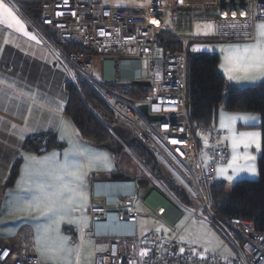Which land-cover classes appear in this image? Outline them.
<instances>
[{"label":"built area","instance_id":"2783aa9c","mask_svg":"<svg viewBox=\"0 0 264 264\" xmlns=\"http://www.w3.org/2000/svg\"><path fill=\"white\" fill-rule=\"evenodd\" d=\"M40 10L42 30L52 39L40 29L36 31L50 46L79 45L89 50L64 53L60 48L61 62L97 76L101 85L149 83L143 88L145 95L134 103L101 85L92 86L113 116L152 154L191 202L190 208L183 210L152 189L143 200L147 210L137 213L133 210L135 192L116 197L112 202L116 220L135 223L138 216L153 217L162 220L169 233L150 232L139 240L135 235L112 238L105 250L95 254L93 264H264V232L249 220L225 218L217 225L229 237L227 229L240 238L238 254L231 259L204 256L178 241L175 229L186 212L193 219L209 210L216 168L230 156L223 131L213 125L195 131L191 128L185 108L188 48L199 39L252 41L249 34L255 37V24L264 21V0H148L140 7L116 6L104 0H50L42 3ZM208 24L214 26L212 31ZM199 25L202 33L197 32ZM158 34L170 36L182 49L163 52ZM140 105L147 107L148 115L161 116L162 120L148 122L138 110ZM91 212L106 214L105 209ZM141 247L145 249L143 257ZM0 264L44 263L36 255H18L0 243Z\"/></svg>","mask_w":264,"mask_h":264},{"label":"crops","instance_id":"0c3cea01","mask_svg":"<svg viewBox=\"0 0 264 264\" xmlns=\"http://www.w3.org/2000/svg\"><path fill=\"white\" fill-rule=\"evenodd\" d=\"M104 1L117 5L120 0ZM3 2L12 9L24 28L23 31H19L15 26L9 28L7 24H0V243L7 244L18 255L33 254L42 263L49 264L37 251V237L40 238L39 247L41 249L53 246L60 237H67L66 247L72 249L68 257L71 264H77L75 249L81 245L83 247L79 264H93L95 254L105 250L112 238L127 239L135 235V239L139 240L145 234L154 232L153 230L156 231L154 233L168 234L167 225L162 220L153 217L141 215L137 217L135 223L119 221L113 217V200L120 195L132 192H135L137 196L133 210L137 213L145 212L147 208L143 200L152 189L168 198L179 208L183 210L188 208L179 204L119 139L117 142L116 138L111 145L106 147H98L88 144L78 137L64 114L67 100L65 86L68 81H71L72 73L58 57L60 48L50 46L20 14L12 2L9 0H3ZM261 22L264 21L255 24V36L257 35V25ZM24 32H27L28 35H24ZM33 36L35 39L30 38ZM202 40H194L190 43V53L195 49L192 45L201 43ZM252 42L254 41L217 42L218 44L214 45L213 50L209 49L214 54H218L220 59L218 72L226 82L225 95L229 86L248 88L256 87L264 82V77L254 81L229 80L221 68L225 56V51L222 49ZM204 50L207 51L205 47ZM222 111L227 114H248L257 117V119L248 122L238 120L233 125V131L230 132L228 129L220 127ZM61 121L66 125V134L63 139L60 131ZM260 123L261 119L258 114L230 113L224 110L223 103L218 111L215 126L225 133V143L229 148L230 156L216 168L215 181L233 185L239 181L258 180V159L261 156V147L260 150H257L253 145L245 149L243 144H239L233 150L232 138L233 135L239 137L240 133L257 132L260 134L261 145ZM42 133L54 135L62 147L41 154L22 150L26 139ZM21 135L23 139H21ZM66 151L69 152L68 160L71 164L80 165L82 170L87 171L80 188L87 196V206L82 210L65 215L63 219H61L62 214L48 218L42 216L40 212H32L28 209V205L34 195L40 194L35 185L48 183L50 178L35 176L30 185L31 191H26L25 189L29 185L25 184L26 176L22 175L27 163L24 156L36 157V161H32L30 167L40 169L42 165L39 161L51 153H56L55 160L63 164ZM245 153L254 156L255 159L245 160ZM233 155L239 157L237 164L241 168L252 165L255 167V173L238 170L234 174L233 169L228 167ZM17 160H19L18 177L11 187H6L11 168ZM218 168H226L227 172L220 175L217 171ZM113 174H121L122 179L113 180L111 178ZM226 176L233 178L228 180ZM65 179H71V177H65ZM137 180H145L147 187L140 188L136 184ZM25 209L28 210L25 211ZM94 209H105L106 214L94 215L91 212ZM186 214L181 216L177 224ZM83 217H86L87 227H83L82 223L77 222ZM149 221L152 222L150 226L147 224ZM81 228H83V232H81Z\"/></svg>","mask_w":264,"mask_h":264},{"label":"trees","instance_id":"16d2710c","mask_svg":"<svg viewBox=\"0 0 264 264\" xmlns=\"http://www.w3.org/2000/svg\"><path fill=\"white\" fill-rule=\"evenodd\" d=\"M50 0H10L20 14L33 24V28L44 29L40 24L41 4ZM159 48L163 52L178 51L181 44L165 34L157 35ZM66 53L89 52L79 45H61ZM217 55H187V90L185 108L193 131L197 128L215 126L218 111L224 103V110L230 113H256L261 123V156L258 159L257 181H239L226 190V184L215 181L210 187L209 204L212 211L213 226L225 218L249 220L258 231L264 232V82L256 87L235 88L229 86L218 72ZM92 82L101 85L97 76L90 77ZM114 95L133 96L138 93L143 97L145 90L136 85L117 86L101 85ZM67 100L64 114L75 129L78 137L91 145L106 147L113 142L112 127L116 125L113 114L94 90L84 81L66 83ZM126 98V97H125ZM133 105V104H132ZM130 134V133H129ZM131 136V135H130ZM122 138L130 152L142 163L144 168L159 181L165 190L182 206L190 208V200L177 184L169 183L162 173V167L152 154L135 138L128 141ZM62 144L50 133H42L26 139L22 150L28 153L41 154L51 149H60ZM19 160L13 165L6 181L11 187L18 177ZM228 192V193H227ZM185 208V209H186ZM213 208V209H212ZM217 229V228H216ZM233 240V239H232ZM235 241V240H234Z\"/></svg>","mask_w":264,"mask_h":264},{"label":"snow or ice","instance_id":"6c2138e0","mask_svg":"<svg viewBox=\"0 0 264 264\" xmlns=\"http://www.w3.org/2000/svg\"><path fill=\"white\" fill-rule=\"evenodd\" d=\"M0 24H7L9 28L16 27L17 30L23 31L24 25L20 19L14 15L11 8H9L3 0H0ZM209 31H212L214 26L212 24L206 25ZM232 27H235L233 24ZM247 27V24H245ZM103 34V33H102ZM24 35H28L24 32ZM250 39L254 42L247 43L242 46H229L225 51V56L221 68L228 76L229 80H256L264 77V22L257 25V35ZM35 39V37H30ZM257 117L248 114H227L221 112L220 127L222 129H228L230 132L233 131V125L236 121H255ZM15 127V125H13ZM27 130V129H26ZM60 131L62 133L61 138L63 139L66 134L65 122L61 121ZM21 139L23 136L21 135ZM205 141L207 137H204ZM233 150L239 145L243 144L245 149L251 146H255L257 150H260V134L257 132L240 133L239 137L233 135L232 138ZM172 143H177L173 140ZM65 161L63 164L55 160L56 153H51L48 157H44L39 163L42 165L40 169H32L30 163L36 161V157L31 155H25L24 159L27 162L25 172L22 175L26 176L25 184L29 185L26 191H31V183L35 176H47L49 182L45 184L35 185L39 195H34L33 200L29 203L28 209L32 212H40L42 216L50 218L53 215H61V219L65 215L77 210H82L87 206V196L83 193L80 188L84 182V177L87 175V171L81 169L80 165H73L69 162V152H65ZM238 156L233 155L232 160L229 161L228 167L233 169L235 174L238 170L249 171L255 173V167L249 165L241 168L237 164ZM245 160L252 161L255 159L254 156L245 153ZM91 167V165H89ZM218 174L224 175L227 172L226 168H218ZM65 177H71V179H65ZM228 180H231L232 176H226ZM19 183V182H18ZM28 209H25L27 211ZM163 211V209H161ZM82 223L83 227H87L86 217L82 220L77 221ZM83 232V228H81ZM67 237H60L59 241L53 246L45 247L41 249L39 247L40 238L37 237V251L42 257L49 262V264H71V260L68 258L72 252V249L66 247ZM184 239V237H181ZM81 246H77L75 249L77 255V264H79L80 254L82 251ZM183 251V250H181ZM145 255V253H141Z\"/></svg>","mask_w":264,"mask_h":264},{"label":"rangeland","instance_id":"374dc122","mask_svg":"<svg viewBox=\"0 0 264 264\" xmlns=\"http://www.w3.org/2000/svg\"><path fill=\"white\" fill-rule=\"evenodd\" d=\"M129 1L130 0H120L117 5L113 4V3H110V4L116 5V6H137V7H140V6H142L148 2V0H144L143 2L138 3V4H136V3L135 4H128V3H130ZM30 24L33 26L32 23H30ZM40 30L46 35L47 39H52L51 35L49 33H47V32L45 33L44 30H42V29H40ZM215 44H218V43L213 42L211 40H202L201 43H196L194 45L191 44L193 46V48H195L191 53L195 54V55H200V56H210V55H217L218 56V54H214V52L209 51V49L213 50V47ZM204 47L207 49V51L204 50ZM189 49H190V47L188 48V51H189ZM63 52L66 53L65 51H63ZM189 53H190V51H189ZM64 64L67 65V67H69L70 72L72 73V74L70 73L71 74V81L75 82L77 79H80V80L86 82L93 89L92 85H94L95 83L91 81L92 79L90 77L95 76V75H92V74L87 75V74L81 72L77 65H71L68 63H64ZM117 86H125V85H117ZM137 94L138 93H134V95L131 97L130 96H123V97L128 98L132 103H134L138 99L142 98ZM106 106L108 107L107 104H106ZM109 110H110V108H109ZM113 119L116 123V125L112 127V134L114 137L113 141L116 140V138H117V142H118V139L121 142L122 138H125L126 136L130 137V134L127 131L125 125L120 120L115 118L114 116H113ZM129 137H128V139H129ZM122 144H124V142H122ZM202 157H203V159L205 158L204 153L202 154ZM162 173H163V177L169 183L175 184L174 179L171 177V175L167 171L162 169ZM226 190L229 192L231 190V185H227ZM211 207L212 206H210V204H209V206H208L209 210H204V211L200 212L197 215V217L193 218V219H190L188 214H186L182 218L180 223L175 226L176 231L179 232V236L177 239L181 243H184L190 247H193L194 249L200 250L203 253V255L208 257V258L209 257H217V258L231 259L233 257H236L238 254L236 251L237 250L236 245L240 243V238L234 231L227 229L230 237L235 240L232 242V239L224 231H222L219 227H216L217 228L216 229L212 225L213 224V220H212L213 214L211 211ZM188 220H189V222H187ZM150 223H152V222L149 221V223H147V224H149L148 226H150ZM153 231L156 232L155 230H153ZM181 237H184V239H181ZM141 253H145L144 248H140V255H141ZM143 256L144 255H141V257H143Z\"/></svg>","mask_w":264,"mask_h":264},{"label":"water","instance_id":"95a60500","mask_svg":"<svg viewBox=\"0 0 264 264\" xmlns=\"http://www.w3.org/2000/svg\"><path fill=\"white\" fill-rule=\"evenodd\" d=\"M136 85L142 87V88H148L149 87V83L147 82H137L135 83ZM138 110L140 111V113H142V115L145 117V119L148 121V122H153V121H161L162 120V117L161 116H153V115H148L147 113V107L145 105H140L138 106ZM133 139L132 136L129 137L128 141H131ZM111 178L113 180H120L122 179V175L121 174H113L111 176ZM136 184L144 189L147 187L146 185V181L145 180H137L136 181Z\"/></svg>","mask_w":264,"mask_h":264},{"label":"bare ground","instance_id":"6f19581e","mask_svg":"<svg viewBox=\"0 0 264 264\" xmlns=\"http://www.w3.org/2000/svg\"><path fill=\"white\" fill-rule=\"evenodd\" d=\"M143 1L144 0H137V1L136 0H130L129 1L130 3H128V4H135V3L138 4V3H141ZM197 28H198V31L197 32L198 33H202L203 30H202L201 26L199 25V26H197Z\"/></svg>","mask_w":264,"mask_h":264}]
</instances>
